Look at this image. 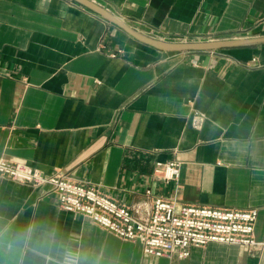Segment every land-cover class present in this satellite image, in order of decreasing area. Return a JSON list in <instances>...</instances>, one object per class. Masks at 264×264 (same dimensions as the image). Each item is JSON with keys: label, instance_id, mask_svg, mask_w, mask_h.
<instances>
[{"label": "crops", "instance_id": "crops-1", "mask_svg": "<svg viewBox=\"0 0 264 264\" xmlns=\"http://www.w3.org/2000/svg\"><path fill=\"white\" fill-rule=\"evenodd\" d=\"M97 2L148 37H264V0ZM0 158L129 206L258 209L263 239L264 43L163 52L74 0H0ZM172 159L181 174L166 183L155 161ZM47 191L0 176V264H63L67 252L79 264H264V249L220 243L182 261L146 255Z\"/></svg>", "mask_w": 264, "mask_h": 264}, {"label": "built area", "instance_id": "built-area-1", "mask_svg": "<svg viewBox=\"0 0 264 264\" xmlns=\"http://www.w3.org/2000/svg\"><path fill=\"white\" fill-rule=\"evenodd\" d=\"M149 35L160 41L203 42L160 31H150ZM204 121L205 117L200 113L192 119L195 128L199 129ZM181 166V161L176 159L156 160L154 174L166 183L177 182ZM0 176L34 189L48 187V193L56 194L61 210L89 218L121 240L139 242L149 256L182 261L191 256L192 248L211 243L247 246L253 252L264 249V238L255 236L258 209L179 205L175 200L161 197L129 206L103 193L97 186L74 180L69 174L48 175L4 158H0ZM146 193L151 195V190Z\"/></svg>", "mask_w": 264, "mask_h": 264}, {"label": "water", "instance_id": "water-1", "mask_svg": "<svg viewBox=\"0 0 264 264\" xmlns=\"http://www.w3.org/2000/svg\"><path fill=\"white\" fill-rule=\"evenodd\" d=\"M74 1L89 8L90 10L96 12L97 14L107 18L109 21L118 25L120 28L128 32L131 36H133L140 42L163 52H177V53L178 52L179 53L208 52V51H217V50L249 46L258 43H264V37L238 38V39H228V40H219V41H203V42H188V43L165 42V41L155 40L129 28L118 18L110 14L105 8H103L102 6L91 0H74Z\"/></svg>", "mask_w": 264, "mask_h": 264}, {"label": "clouds", "instance_id": "clouds-1", "mask_svg": "<svg viewBox=\"0 0 264 264\" xmlns=\"http://www.w3.org/2000/svg\"><path fill=\"white\" fill-rule=\"evenodd\" d=\"M63 264H79V258L72 252H67Z\"/></svg>", "mask_w": 264, "mask_h": 264}]
</instances>
